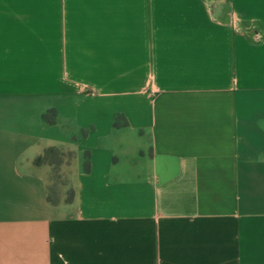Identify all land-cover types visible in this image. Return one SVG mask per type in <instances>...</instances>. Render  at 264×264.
Instances as JSON below:
<instances>
[{
    "label": "crops",
    "instance_id": "crops-1",
    "mask_svg": "<svg viewBox=\"0 0 264 264\" xmlns=\"http://www.w3.org/2000/svg\"><path fill=\"white\" fill-rule=\"evenodd\" d=\"M0 264H264V0H0Z\"/></svg>",
    "mask_w": 264,
    "mask_h": 264
},
{
    "label": "trees",
    "instance_id": "trees-1",
    "mask_svg": "<svg viewBox=\"0 0 264 264\" xmlns=\"http://www.w3.org/2000/svg\"><path fill=\"white\" fill-rule=\"evenodd\" d=\"M44 120L49 123V124H53V119L49 117V113H46L43 115ZM122 116H117L115 119V125L119 126L120 120H121ZM124 126H126V123L124 124ZM62 157L63 154L55 149V148H49L44 152V155L42 157H39L35 160V164L39 165V164H43V163H48L50 166L53 167L54 169V174H57L60 168V165L62 164ZM89 169V165L88 163L86 164V170ZM56 193V192H55ZM57 194V193H56ZM73 196L72 191L70 190L68 192V201H71ZM57 199H53L51 196V188L48 190V201L52 204H56L57 200H58V194L56 195Z\"/></svg>",
    "mask_w": 264,
    "mask_h": 264
},
{
    "label": "rangeland",
    "instance_id": "rangeland-1",
    "mask_svg": "<svg viewBox=\"0 0 264 264\" xmlns=\"http://www.w3.org/2000/svg\"><path fill=\"white\" fill-rule=\"evenodd\" d=\"M61 183H62V181L58 177V173L54 174V184H52V186H51V196L55 200L57 199L56 195L58 194L57 191L59 190V187H60Z\"/></svg>",
    "mask_w": 264,
    "mask_h": 264
}]
</instances>
